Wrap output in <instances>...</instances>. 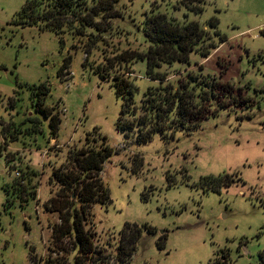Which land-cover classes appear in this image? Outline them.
I'll return each mask as SVG.
<instances>
[{"label": "rangeland", "instance_id": "1", "mask_svg": "<svg viewBox=\"0 0 264 264\" xmlns=\"http://www.w3.org/2000/svg\"><path fill=\"white\" fill-rule=\"evenodd\" d=\"M27 1L0 0V131L34 117L41 133H26L25 121L18 140L7 145L0 135V264H46L52 225L60 222L59 213L45 207L59 191L52 170L71 150L100 147L104 139L113 149L101 173L111 202L93 204L91 214L105 254L116 255L120 231L129 223L142 228L129 264H264V0H206L199 14L182 0H118L121 15L114 24L127 35L123 46L133 49L147 46L141 27L152 11L202 26L216 17L226 40L207 58L193 53L189 69L241 87L246 98L227 108L218 104V114L192 131L167 139L155 134L146 142L118 128L122 99L85 63L71 34L18 23ZM65 62L69 68L59 76ZM180 66L163 69L173 79ZM132 68L139 102L157 84L146 77L144 61ZM40 84L49 89L45 105L61 118L50 141L49 119L34 105L32 86ZM10 152L14 164L38 170L39 202L22 205L14 198L6 205L16 177L6 159ZM223 173L240 179L205 192L201 177ZM68 258L73 264L72 253Z\"/></svg>", "mask_w": 264, "mask_h": 264}, {"label": "trees", "instance_id": "2", "mask_svg": "<svg viewBox=\"0 0 264 264\" xmlns=\"http://www.w3.org/2000/svg\"><path fill=\"white\" fill-rule=\"evenodd\" d=\"M118 0H28L22 7L18 23L36 25L41 30H53L57 34L69 33L75 45L86 54L85 63L102 79L109 80L122 99L118 128L138 142H146L155 134L164 139L173 137L178 131H192L200 123L218 114V104L227 108L246 100L243 89L230 82H222L210 74L198 73L191 67L193 53L203 58L223 43L226 38L218 30V19L210 18L205 25L198 21L180 22L167 15L152 11L142 22L145 49L124 47V30L116 27L114 21L120 17ZM190 10L202 13L206 0H182ZM218 37V41L215 39ZM91 58H94L90 61ZM146 63V77L157 85L149 86L140 101L135 95L138 86L132 79L133 62ZM181 65L175 69L173 79L169 78L167 68ZM166 66L167 68L163 69ZM65 62L59 76L68 70ZM203 67L201 66V70ZM174 71V70H173ZM36 91L35 108L49 119V141L56 139L60 129L59 113L44 103L49 89L43 85L32 86ZM30 123L26 133H41L40 122L27 117ZM24 121V122H25ZM23 122V123H24ZM22 123V124H23ZM12 124L0 131L7 145L24 134ZM89 144V137L87 138ZM3 147L0 146V153ZM113 149L106 145L105 139L100 147L88 145L71 150L67 161L53 168V181L59 185L57 195L45 203L47 210L59 213V223L52 225V241L46 264H71L68 254L73 255V264H129L141 237L142 228L126 223L120 231L116 255L105 254L106 249L97 246V232L91 214L95 203L107 205L111 202L110 189L101 178L104 162L112 155ZM13 157V158H12ZM7 162H13L11 169L19 176L11 186L14 196L9 193L6 205L20 199L22 205L30 200L39 202L38 170L29 164H14V154L7 153ZM21 163V162H20ZM235 174L223 173L217 176L201 177L200 185L205 192H219L222 186H230ZM147 227V226H146ZM150 229L149 227H147ZM64 244V245H63ZM69 244V247L66 246ZM55 254V257L52 255ZM113 261L110 262V259Z\"/></svg>", "mask_w": 264, "mask_h": 264}, {"label": "built area", "instance_id": "3", "mask_svg": "<svg viewBox=\"0 0 264 264\" xmlns=\"http://www.w3.org/2000/svg\"><path fill=\"white\" fill-rule=\"evenodd\" d=\"M16 176H19V173L18 172L16 173Z\"/></svg>", "mask_w": 264, "mask_h": 264}, {"label": "flooded vegetation", "instance_id": "4", "mask_svg": "<svg viewBox=\"0 0 264 264\" xmlns=\"http://www.w3.org/2000/svg\"><path fill=\"white\" fill-rule=\"evenodd\" d=\"M220 261H222V259Z\"/></svg>", "mask_w": 264, "mask_h": 264}]
</instances>
